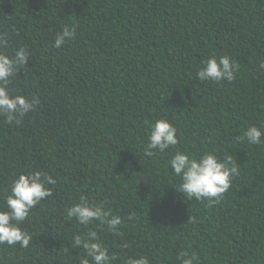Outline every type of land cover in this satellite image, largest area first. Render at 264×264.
I'll return each instance as SVG.
<instances>
[{
  "label": "trees",
  "instance_id": "1",
  "mask_svg": "<svg viewBox=\"0 0 264 264\" xmlns=\"http://www.w3.org/2000/svg\"><path fill=\"white\" fill-rule=\"evenodd\" d=\"M75 30L57 49V33ZM5 54L29 50L10 94L37 102L9 124L0 115V210L20 174L54 179L51 196L19 227L28 247L0 245V264H81L76 235L96 232L109 264H264V0H0ZM239 67L201 81L209 58ZM166 119L179 143L147 155L150 126ZM177 151L230 157L237 174L216 203L188 200L169 161ZM81 196L121 217L115 232L66 210ZM67 249V252L64 250Z\"/></svg>",
  "mask_w": 264,
  "mask_h": 264
},
{
  "label": "clouds",
  "instance_id": "2",
  "mask_svg": "<svg viewBox=\"0 0 264 264\" xmlns=\"http://www.w3.org/2000/svg\"><path fill=\"white\" fill-rule=\"evenodd\" d=\"M75 30L64 27L57 33L54 47L61 48L66 41L74 39ZM9 46L7 33H0V115L6 117L7 123L19 124L20 118L34 110L37 102L28 100L22 95H11L9 91L10 79L17 75L22 67H27L30 52L20 47L14 55H7L3 51ZM238 63L229 56H222L218 60L209 58L204 61V66L198 71L197 77L201 81L231 82L238 70ZM151 130L146 145V153L154 154L153 150L165 152L170 146L179 143L177 128L166 119L157 120L150 126ZM244 137L250 144L261 143L264 132L256 126L249 127L244 132ZM174 174L181 180L177 190L188 200H208L216 203L229 190L231 177L237 174L235 163L230 157H225L221 162L215 152L205 153L198 158L186 152L177 151L169 161ZM55 180L40 172L20 174L10 188V194L5 198L7 210H0V245L20 244L28 247L31 237L19 225L26 219L29 211L42 200L51 196V190L46 184H55ZM68 219L75 218L81 225H89L99 221L106 225L109 231L115 232L122 220L119 215H112L102 206L90 204L83 196L80 203L66 210ZM74 244L82 246L87 256L94 264H109L110 256L107 249L98 241L96 232H88L84 236L76 235ZM67 252V249L64 250ZM181 264H197L199 258L187 252L179 254ZM81 264H89L88 259H83ZM128 264H149L145 257L130 259Z\"/></svg>",
  "mask_w": 264,
  "mask_h": 264
}]
</instances>
